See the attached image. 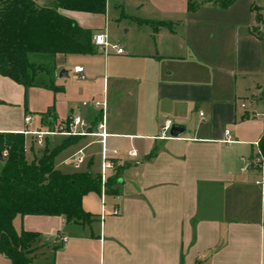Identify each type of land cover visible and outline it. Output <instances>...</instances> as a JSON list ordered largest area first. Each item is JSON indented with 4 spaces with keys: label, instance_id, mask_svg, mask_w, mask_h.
<instances>
[{
    "label": "crops",
    "instance_id": "obj_1",
    "mask_svg": "<svg viewBox=\"0 0 264 264\" xmlns=\"http://www.w3.org/2000/svg\"><path fill=\"white\" fill-rule=\"evenodd\" d=\"M256 6L264 10V5ZM59 11L90 29L92 37L108 34L106 11ZM96 20H104L103 26H96ZM253 21L234 25L228 64L224 54L214 51L211 56L210 47L202 50L198 44L190 53L193 59H185L188 40L168 30L169 23L132 18L128 23L141 33L136 50L110 42L122 52L95 46L92 53H58L53 71H39L27 86L0 73V131L67 127L73 115L96 130L102 109L93 101L105 100V151L116 160L109 171L121 167L118 192L109 194L103 216L101 191L92 190L82 196V206L94 216L90 222L66 221L60 214L13 217L17 231L43 234L46 244L32 260L48 247L52 264H264V178L262 184L257 181L263 173L254 164L241 169L263 132L249 122L257 110L248 109L240 96L249 94L252 104L264 98V50L261 34L251 31ZM143 26L148 28L145 35ZM130 31L125 27L124 36ZM202 56L213 61L205 63ZM65 64L71 70L59 74ZM79 65L83 77L74 72ZM30 86L52 93L51 101L47 94L42 98L35 93L36 114L26 97ZM26 114L32 116L28 122ZM165 118L184 124L185 130L162 137ZM225 129L231 141L224 140ZM67 136L50 134L45 143L53 147ZM98 138L73 137L69 144L78 145L66 159L80 166L85 158L76 165L78 150L86 157L84 150L92 144L99 145L102 159ZM132 148L134 155L128 152ZM54 164L59 168L55 159ZM106 200L104 190L105 205ZM59 234L66 240L57 241ZM3 257L1 264H11Z\"/></svg>",
    "mask_w": 264,
    "mask_h": 264
},
{
    "label": "trees",
    "instance_id": "obj_2",
    "mask_svg": "<svg viewBox=\"0 0 264 264\" xmlns=\"http://www.w3.org/2000/svg\"><path fill=\"white\" fill-rule=\"evenodd\" d=\"M40 1L0 0V73L25 86L34 83L39 71H53L56 54L95 50L91 30L59 9L104 13L107 6V0ZM234 1L220 0V4L227 7ZM258 28H251L254 35L259 36ZM77 136L69 134L51 148L45 143L40 154L29 160L25 135L21 131H0V253L11 264H31L39 247L46 244L37 230L17 231L12 223L16 214H60L66 221L78 223L94 219L82 206V196L88 191H101L100 173L90 168L66 172L54 164L55 155ZM258 146L264 160V136L258 139ZM120 171L116 166L108 174L106 192H118Z\"/></svg>",
    "mask_w": 264,
    "mask_h": 264
},
{
    "label": "rangeland",
    "instance_id": "obj_3",
    "mask_svg": "<svg viewBox=\"0 0 264 264\" xmlns=\"http://www.w3.org/2000/svg\"><path fill=\"white\" fill-rule=\"evenodd\" d=\"M52 1L53 0H51V2ZM193 2L196 3L193 7H191V3ZM256 5H264V0H235L227 7H223L220 4V0H107L105 15L108 23V35L110 42L121 44L127 51L137 49L139 37L141 35V33L137 32L138 27L134 23L129 24L128 22H132V18H139L143 20L150 19L161 24L169 23L167 26L168 30L173 29L177 31L183 38L188 40V49L190 50L187 51V55H183L185 59H193V56H190V53L194 54L192 51L194 46L198 44L200 47H202V50L210 47L209 53L211 56L214 51L224 54V60L228 64V62H231L232 58V55H230L229 51L231 32L236 23H250L252 21L253 16H251V7L252 11L254 12L253 15L257 13L252 24L254 28L255 26L259 27L264 50V10L262 7H258ZM103 21L104 20H96L92 22L96 26H103ZM171 21L172 24H170ZM127 26L131 27V31L126 36H124V28ZM224 27H226L225 30H223ZM213 28L218 30L215 31ZM140 29L145 35V31L148 28L143 26ZM193 42L195 43L193 44ZM201 60L206 63V60H212V58L202 56ZM221 61L223 62V59H221ZM71 67L72 66L65 64L62 66V69L70 71ZM260 84H263V79L260 80ZM254 86L256 89L258 88L256 84H254ZM36 92L39 93L38 95L42 96V98H44V94H47V97H45L47 101L48 97L51 101L52 95V93L49 94L48 89L44 87L30 86L26 97L30 104L29 108L34 114L37 113L34 110L36 103L34 100L38 96L35 94ZM262 95L264 96V87ZM240 96L242 99L246 100V107L248 109L257 110V113L251 117V119H249V122L257 131H263L261 136H264V98H261L258 102L252 104L251 102H248L250 99L249 94L242 93ZM257 104L262 106L263 113L262 110H259L260 107L257 106ZM51 143L49 144L50 148L52 146ZM250 143H253V141ZM44 145L45 143L43 146H35L34 155H27V158L30 160L32 156H38V154H40V152L45 148ZM77 145L78 144H75V146H73L69 144L56 154L55 162L58 163V167L66 172L90 168L93 172L100 173L101 154L100 147L97 144H92L84 150L86 157H84L85 159L83 162H81L80 166L74 167L73 159H66V156L73 149H75ZM253 150L255 152L257 151V146L254 145V143ZM112 171L113 170H108L107 176ZM258 178L261 179V173H259ZM109 194L111 195V193L107 192L105 208L107 207L108 202H111ZM43 250L46 254L42 253L39 257H35L33 260H31V264H52L50 250L48 247L44 248ZM0 256L3 257L5 255Z\"/></svg>",
    "mask_w": 264,
    "mask_h": 264
},
{
    "label": "built area",
    "instance_id": "obj_4",
    "mask_svg": "<svg viewBox=\"0 0 264 264\" xmlns=\"http://www.w3.org/2000/svg\"><path fill=\"white\" fill-rule=\"evenodd\" d=\"M92 42L94 43L95 46H98L104 50H106L109 46L116 48L117 53H121L122 52V48L118 47L116 44H111L109 39H108V34L106 31H101L98 33H95L92 37ZM74 72L80 76L83 77L84 73H83V66H74ZM93 104L95 105H100L101 109H102V118L101 120L97 123L96 130L93 129H88L87 128V122L84 118H82L79 115H73L71 117V119L68 122V126H63L61 125L59 128H23L20 131L25 135V137L29 136L30 141L25 140V151L26 153H31L32 155H34V148L35 146L39 147V146H43V144L45 143V138L46 136L50 135V134H55V133H63V134H72V135H86V134H96L99 135L98 141L101 142L102 144V159H101V171H100V176H101V216L104 215L106 208H105V202H104V190H105V184L104 181L106 179L107 176V172L110 168H112L114 166V160L112 157L108 156V154L105 151V136L107 134L106 130H105V114H106V102L105 100H94ZM241 105H244V103H241ZM257 112L254 111L253 115H255ZM200 114H202V112L200 111ZM32 118L31 114H26L24 116V121L28 122L30 121ZM171 120L168 118H165L162 122L161 125V136H169V127L171 125ZM225 134L226 137L224 138L225 141H231L232 138L229 135V131L228 129H225ZM256 146H257V151L255 152V154L251 157V158H243L242 160L244 161V165L241 167V169L245 168L246 166L250 165V164H254L256 166H258L260 168V170L263 173V177L261 178V180H257L258 182H263V178H264V160H263V156L261 155L259 146H258V141H256ZM130 154H136V150L134 148L130 149L128 151ZM78 155L76 156V165H78L83 159H84V152L83 149L80 148L78 150ZM118 209L117 207H115L113 209V212H117ZM62 240L65 241L66 240V235L64 234H59L57 237V241Z\"/></svg>",
    "mask_w": 264,
    "mask_h": 264
},
{
    "label": "water",
    "instance_id": "obj_5",
    "mask_svg": "<svg viewBox=\"0 0 264 264\" xmlns=\"http://www.w3.org/2000/svg\"><path fill=\"white\" fill-rule=\"evenodd\" d=\"M65 73H66V70H64V69H61L59 71V74H65ZM184 130H185V125L184 124H181V123H178V122H172L170 127H169L168 132L172 136H177L180 133H182ZM1 158H2V152L0 150V159Z\"/></svg>",
    "mask_w": 264,
    "mask_h": 264
}]
</instances>
